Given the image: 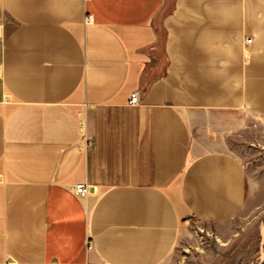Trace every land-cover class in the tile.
<instances>
[{
  "label": "crops",
  "instance_id": "obj_1",
  "mask_svg": "<svg viewBox=\"0 0 264 264\" xmlns=\"http://www.w3.org/2000/svg\"><path fill=\"white\" fill-rule=\"evenodd\" d=\"M255 118L264 0H0V264H176L198 228L233 247Z\"/></svg>",
  "mask_w": 264,
  "mask_h": 264
},
{
  "label": "rangeland",
  "instance_id": "obj_2",
  "mask_svg": "<svg viewBox=\"0 0 264 264\" xmlns=\"http://www.w3.org/2000/svg\"><path fill=\"white\" fill-rule=\"evenodd\" d=\"M233 151L245 164L249 179L247 214L234 221L227 233L234 246L198 228L185 247H177L176 264H259L264 260V119H251L234 139Z\"/></svg>",
  "mask_w": 264,
  "mask_h": 264
},
{
  "label": "built area",
  "instance_id": "obj_3",
  "mask_svg": "<svg viewBox=\"0 0 264 264\" xmlns=\"http://www.w3.org/2000/svg\"><path fill=\"white\" fill-rule=\"evenodd\" d=\"M92 16L89 15L88 16V20L91 19ZM252 42V38L251 37H247L246 38V43H251ZM130 104H139L140 103V97H139V94L138 92H133L130 96ZM74 192L79 195V196H82V197H85L89 194L90 192V187L88 185H85V184H76L74 187Z\"/></svg>",
  "mask_w": 264,
  "mask_h": 264
},
{
  "label": "water",
  "instance_id": "obj_4",
  "mask_svg": "<svg viewBox=\"0 0 264 264\" xmlns=\"http://www.w3.org/2000/svg\"><path fill=\"white\" fill-rule=\"evenodd\" d=\"M263 223H264V218H263ZM259 264H264V260H262Z\"/></svg>",
  "mask_w": 264,
  "mask_h": 264
}]
</instances>
